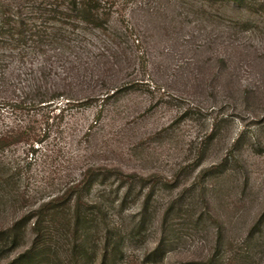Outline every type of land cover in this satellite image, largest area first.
<instances>
[{
	"label": "rangeland",
	"instance_id": "obj_1",
	"mask_svg": "<svg viewBox=\"0 0 264 264\" xmlns=\"http://www.w3.org/2000/svg\"><path fill=\"white\" fill-rule=\"evenodd\" d=\"M103 1L0 0V264H264V0Z\"/></svg>",
	"mask_w": 264,
	"mask_h": 264
},
{
	"label": "trees",
	"instance_id": "obj_2",
	"mask_svg": "<svg viewBox=\"0 0 264 264\" xmlns=\"http://www.w3.org/2000/svg\"><path fill=\"white\" fill-rule=\"evenodd\" d=\"M231 1L237 6L245 3V0ZM103 2V0H53V2L47 3L48 6L44 9V13L48 15L45 16L42 38L53 36L56 38L55 41L62 42L66 40V33H71V30L75 28L103 27L107 23L109 15ZM240 21L249 22L245 12L240 14L238 22L241 23ZM49 22H53V25L48 26ZM53 203L52 200L49 205ZM41 210L43 211V207ZM54 257L58 258V256ZM50 258V252L43 245H39L15 258L13 264H45Z\"/></svg>",
	"mask_w": 264,
	"mask_h": 264
}]
</instances>
